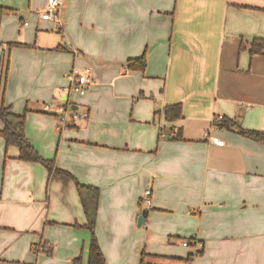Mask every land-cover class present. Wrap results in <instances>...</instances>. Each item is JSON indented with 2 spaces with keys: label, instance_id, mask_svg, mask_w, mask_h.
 <instances>
[{
  "label": "crops",
  "instance_id": "obj_1",
  "mask_svg": "<svg viewBox=\"0 0 264 264\" xmlns=\"http://www.w3.org/2000/svg\"><path fill=\"white\" fill-rule=\"evenodd\" d=\"M45 4L0 0L2 100L53 161L19 159L0 136V264H88L76 182L98 188L105 264H264V142L239 132H264V53L249 45L264 36V0H62L57 20L40 18ZM142 53L144 70L125 68ZM73 66L90 83L68 105L88 115L61 126Z\"/></svg>",
  "mask_w": 264,
  "mask_h": 264
},
{
  "label": "trees",
  "instance_id": "obj_2",
  "mask_svg": "<svg viewBox=\"0 0 264 264\" xmlns=\"http://www.w3.org/2000/svg\"><path fill=\"white\" fill-rule=\"evenodd\" d=\"M6 8L0 7V14ZM250 52H262L264 53V36L253 38L250 42ZM8 59V58H7ZM6 59V63L4 66V73L0 70V84L2 83V79H4L8 60ZM126 69H134V70H144L145 68V54L142 53L138 57L129 58L126 61L125 65ZM3 86V84H2ZM2 88V87H1ZM0 88V119L3 122V126L0 129V136L3 137L5 141V145H15L18 148V158L22 160L29 161H39L46 165L49 169L53 163L52 159H46L41 157L38 152L35 150L33 145L29 142L28 138L24 133V124H25V111L20 113L13 112L9 105H5L2 100V91ZM164 116L168 120H177L181 118V105L180 103H172L167 104L162 109ZM219 127L227 126V119H222L217 122ZM240 133L251 137L255 140L264 142V132L258 130H245L240 129ZM168 135H171L173 139H181V131L180 129H175L174 132L166 131ZM78 194L83 206V210L86 217V226L89 228L91 232V239L89 243V251H88V264H105L103 260L102 253L100 251L99 245L96 241L93 229L94 222L97 211V200H98V188L93 185L82 184L76 182ZM47 247V246H45ZM49 251V247L46 249L39 245H33V251ZM200 251V250H199ZM199 251H196L199 252ZM192 254V253H191ZM190 254V255H191Z\"/></svg>",
  "mask_w": 264,
  "mask_h": 264
},
{
  "label": "built area",
  "instance_id": "obj_3",
  "mask_svg": "<svg viewBox=\"0 0 264 264\" xmlns=\"http://www.w3.org/2000/svg\"><path fill=\"white\" fill-rule=\"evenodd\" d=\"M61 2L62 0H46L45 6L39 10L40 18L57 20ZM21 23L23 25H27V21L25 20L22 21ZM6 49H7L6 45L0 44V70L1 72L4 70V66H5L6 59H7L5 55ZM88 74H89L88 67L81 68V67L73 66L71 70L69 71L68 73L69 83H68L67 91H66L67 101H65L67 104L66 106L64 105L60 106L57 110L59 114H62L60 115V118H59L61 122V126L66 125V124H73L80 117H86L88 115L87 111L79 112L76 109H73L71 108V106L68 105V104H71V101L69 99L70 93L74 92L76 94L83 95L86 92L88 85L90 83V78ZM44 109L48 110V105H45ZM65 115H67L68 117L66 118ZM222 119H223L222 114H216L213 117L212 124L216 128H218L219 125L217 124V122H219ZM205 135L214 144L222 145L224 143L223 139L219 138L216 135L210 134L209 132H206ZM150 197H151V189L150 187H146L141 197V200L145 204V206L150 205L151 203ZM182 243L183 245H193L194 254L196 253V251H199L202 249V242L200 240L194 239L193 241L192 238H185Z\"/></svg>",
  "mask_w": 264,
  "mask_h": 264
},
{
  "label": "water",
  "instance_id": "obj_4",
  "mask_svg": "<svg viewBox=\"0 0 264 264\" xmlns=\"http://www.w3.org/2000/svg\"><path fill=\"white\" fill-rule=\"evenodd\" d=\"M67 96L64 98L66 99ZM71 108H76V105H71ZM147 211L148 209L147 208H142L141 211H140V214L138 215L137 217V224L140 225L142 222H144L146 216H147Z\"/></svg>",
  "mask_w": 264,
  "mask_h": 264
},
{
  "label": "rangeland",
  "instance_id": "obj_5",
  "mask_svg": "<svg viewBox=\"0 0 264 264\" xmlns=\"http://www.w3.org/2000/svg\"><path fill=\"white\" fill-rule=\"evenodd\" d=\"M8 48V47H7ZM8 54H9V50L8 49H6V51H5V55H6V57L8 58ZM3 73H4V71H3ZM2 82H3V79H2ZM74 101V98H73V95H71V97H70V101Z\"/></svg>",
  "mask_w": 264,
  "mask_h": 264
}]
</instances>
